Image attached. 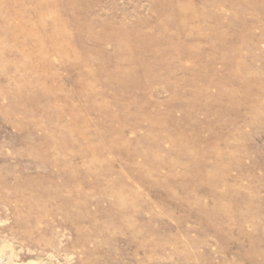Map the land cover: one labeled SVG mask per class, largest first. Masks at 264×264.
Returning <instances> with one entry per match:
<instances>
[{
	"label": "rangeland",
	"instance_id": "374dc122",
	"mask_svg": "<svg viewBox=\"0 0 264 264\" xmlns=\"http://www.w3.org/2000/svg\"><path fill=\"white\" fill-rule=\"evenodd\" d=\"M0 264H264V0H0Z\"/></svg>",
	"mask_w": 264,
	"mask_h": 264
}]
</instances>
